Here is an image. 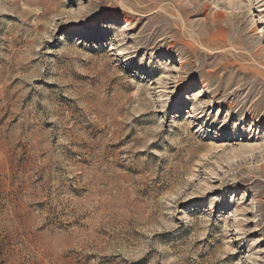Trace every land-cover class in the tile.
I'll use <instances>...</instances> for the list:
<instances>
[{
	"label": "rangeland",
	"instance_id": "obj_1",
	"mask_svg": "<svg viewBox=\"0 0 264 264\" xmlns=\"http://www.w3.org/2000/svg\"><path fill=\"white\" fill-rule=\"evenodd\" d=\"M0 264H264V0H0Z\"/></svg>",
	"mask_w": 264,
	"mask_h": 264
},
{
	"label": "bare ground",
	"instance_id": "obj_2",
	"mask_svg": "<svg viewBox=\"0 0 264 264\" xmlns=\"http://www.w3.org/2000/svg\"><path fill=\"white\" fill-rule=\"evenodd\" d=\"M258 32H260V29L258 28V27H255L254 28V33H258ZM181 63V62H180Z\"/></svg>",
	"mask_w": 264,
	"mask_h": 264
}]
</instances>
